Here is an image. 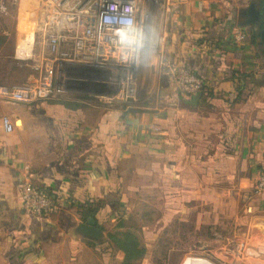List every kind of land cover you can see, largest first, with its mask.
<instances>
[{"label": "crops", "instance_id": "0c3cea01", "mask_svg": "<svg viewBox=\"0 0 264 264\" xmlns=\"http://www.w3.org/2000/svg\"><path fill=\"white\" fill-rule=\"evenodd\" d=\"M251 2L259 10L260 0H182L178 13L168 14L166 59L204 80L193 102L171 83L150 108L0 102V118L14 123L5 133L0 122V264H122L104 227L128 210L131 173L143 176L151 198H160L163 220L185 223L193 214L201 227L202 220L229 215L238 229L234 239L264 225V193L251 191L264 171V55L253 33L264 20L241 26ZM238 32L241 41L233 39ZM26 178L58 201L57 213L22 208L18 192ZM80 206L96 209L102 243L77 233L88 219ZM144 247L136 264L147 263ZM179 259L218 264L191 252ZM258 259L264 264V255Z\"/></svg>", "mask_w": 264, "mask_h": 264}, {"label": "built area", "instance_id": "2783aa9c", "mask_svg": "<svg viewBox=\"0 0 264 264\" xmlns=\"http://www.w3.org/2000/svg\"><path fill=\"white\" fill-rule=\"evenodd\" d=\"M181 1L39 0L45 8L38 23L44 47L28 59L19 58L34 79L9 86V101L31 104L60 99L66 94H84L80 89L86 85L92 90L89 96L107 97L106 92L113 90L119 100L134 101L141 57L148 46L145 35L162 25L169 11L177 14ZM243 38V32L233 37L235 41ZM159 46L161 52L162 43ZM160 66L180 94L195 96L203 90V78L188 67L166 58H161ZM0 122L5 133L13 132L9 117L2 116ZM251 191L264 193V171L253 179ZM18 193L25 211L42 216L58 211V201L27 178Z\"/></svg>", "mask_w": 264, "mask_h": 264}, {"label": "rangeland", "instance_id": "374dc122", "mask_svg": "<svg viewBox=\"0 0 264 264\" xmlns=\"http://www.w3.org/2000/svg\"><path fill=\"white\" fill-rule=\"evenodd\" d=\"M165 1V0H164ZM170 3V0H169ZM38 10L37 25L43 19L45 8L39 0H1L0 4V102L8 100L6 90L9 86L33 81L34 75L29 67L21 65L19 58H30L34 50L43 46L44 36L36 31L34 12ZM170 11L162 17V25L154 26L145 42L140 68L137 74L136 96L134 101L124 102L115 97L109 90L107 97L89 96L90 86L81 87L84 94H66L59 100L77 103L91 109H126V107L150 108L162 89V85L170 83L160 66L161 58H166V25ZM158 41V43H157ZM161 52L159 44L161 45ZM145 44V45H146ZM257 53V49L254 48ZM258 57L262 59L260 53ZM169 81V82H168ZM113 95V96H112ZM160 104V103H159ZM160 106V105H159ZM143 168L142 165L138 167ZM130 195L125 196L128 210L117 212L124 228L133 231L140 242L148 246L149 254L145 264H179L180 256L186 252L195 253L198 257L211 258L218 264H260L258 258L264 255V225L250 229L247 239H234L237 227L228 215L206 220L201 227L194 226L198 222L196 215L190 214L185 223L175 218L163 220L160 198H151L142 185V175L130 174ZM114 222L106 223V232H114ZM215 222V224H214ZM208 223V224H207ZM213 223V224H212ZM152 238L156 239L152 241ZM232 238V239H231Z\"/></svg>", "mask_w": 264, "mask_h": 264}, {"label": "trees", "instance_id": "16d2710c", "mask_svg": "<svg viewBox=\"0 0 264 264\" xmlns=\"http://www.w3.org/2000/svg\"><path fill=\"white\" fill-rule=\"evenodd\" d=\"M254 44L255 41L252 40ZM243 80L246 78L250 79L251 75H240ZM203 92V90H202ZM201 93V92H200ZM199 93V94H200ZM198 95L195 96H186L190 97V100L193 102L198 98ZM185 96V95H183ZM58 104L62 105L68 109H77L80 107L79 104L73 103L70 101H59ZM81 209H84L85 206H80ZM96 209L88 207L81 212L82 218L85 220L87 218H94ZM124 226L118 219V224L114 232H109L107 234V239L109 244L115 249L123 254L122 264H136L142 260L146 254L145 247L141 244L138 236L131 230H123ZM101 230V229H100Z\"/></svg>", "mask_w": 264, "mask_h": 264}, {"label": "water", "instance_id": "95a60500", "mask_svg": "<svg viewBox=\"0 0 264 264\" xmlns=\"http://www.w3.org/2000/svg\"><path fill=\"white\" fill-rule=\"evenodd\" d=\"M260 3L261 7L259 10H257L256 5L251 2L249 6L242 11L246 20L241 24V26L250 27L255 22H259L261 18L264 20V0H260ZM76 231L81 238L88 239L99 244L104 240V235L102 231L96 227V221L93 218H88L86 221L80 222L77 225Z\"/></svg>", "mask_w": 264, "mask_h": 264}, {"label": "flooded vegetation", "instance_id": "af4514ba", "mask_svg": "<svg viewBox=\"0 0 264 264\" xmlns=\"http://www.w3.org/2000/svg\"><path fill=\"white\" fill-rule=\"evenodd\" d=\"M253 33L257 39V46L261 47V53L264 55V29L253 28Z\"/></svg>", "mask_w": 264, "mask_h": 264}, {"label": "bare ground", "instance_id": "6f19581e", "mask_svg": "<svg viewBox=\"0 0 264 264\" xmlns=\"http://www.w3.org/2000/svg\"><path fill=\"white\" fill-rule=\"evenodd\" d=\"M38 1V0H37ZM38 10H36V12H34V17H35V21H36V31H35V33H34V40H35V34H36V32L38 31V25H37V21H38Z\"/></svg>", "mask_w": 264, "mask_h": 264}]
</instances>
